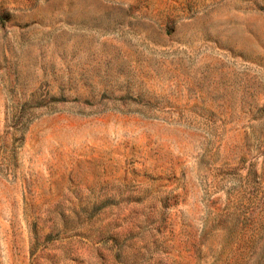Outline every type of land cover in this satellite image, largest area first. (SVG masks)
Listing matches in <instances>:
<instances>
[{
  "label": "rangeland",
  "instance_id": "obj_1",
  "mask_svg": "<svg viewBox=\"0 0 264 264\" xmlns=\"http://www.w3.org/2000/svg\"><path fill=\"white\" fill-rule=\"evenodd\" d=\"M0 264H264V0H0Z\"/></svg>",
  "mask_w": 264,
  "mask_h": 264
}]
</instances>
